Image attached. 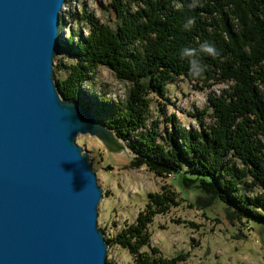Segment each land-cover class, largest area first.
<instances>
[{"label": "trees", "instance_id": "trees-1", "mask_svg": "<svg viewBox=\"0 0 264 264\" xmlns=\"http://www.w3.org/2000/svg\"><path fill=\"white\" fill-rule=\"evenodd\" d=\"M109 5L114 26L83 9L75 17L86 35L74 39L71 31L59 41L55 55L73 59L65 68L58 59L53 63L54 72L65 69V76L55 79L60 97L87 108L123 140L133 151L132 165L144 163L160 176L180 174L184 186L198 191L199 207L217 200L232 223L264 225V0H111ZM202 44L214 53L203 52ZM99 66L129 83L124 100L85 92L84 82ZM178 77L204 86L227 84L217 96L208 95L211 123L200 118L199 130L183 126L173 113H163L168 126L161 130L158 120L148 122V93L164 96ZM170 188L149 193L133 221L105 237L131 254V264H177L181 258H165L150 246L153 217L177 204Z\"/></svg>", "mask_w": 264, "mask_h": 264}, {"label": "water", "instance_id": "water-1", "mask_svg": "<svg viewBox=\"0 0 264 264\" xmlns=\"http://www.w3.org/2000/svg\"><path fill=\"white\" fill-rule=\"evenodd\" d=\"M64 2L0 0V264H107L102 188L75 137L114 139L57 91Z\"/></svg>", "mask_w": 264, "mask_h": 264}, {"label": "rangeland", "instance_id": "rangeland-1", "mask_svg": "<svg viewBox=\"0 0 264 264\" xmlns=\"http://www.w3.org/2000/svg\"><path fill=\"white\" fill-rule=\"evenodd\" d=\"M110 2L65 0L59 13L64 21L63 25H59L62 34L60 41L71 31L74 39L80 32L86 35V26L75 17L83 9L90 11L100 22L114 26L115 15ZM131 8L133 10L135 5H131ZM57 59L64 68L73 62L65 53L54 55L53 63ZM53 74L54 80L64 77L65 69ZM226 87L227 84L204 86L200 81L178 77L175 82L167 84L164 96L148 93L151 100L148 122L158 120L161 130L163 124L168 126L162 119L163 113H173L183 126L199 130L200 118L204 125L211 123L209 114L212 108L207 100L208 95L217 96ZM128 88L127 81L119 80L110 68L104 66L97 67L94 78L83 84L85 92L90 89L92 95L105 94L106 98L114 101L124 100ZM112 138L114 141L106 144L88 133H77L75 137L76 144L88 152L97 184L102 188L96 221L97 227L104 229V238H112L124 224L132 222L144 207L149 193L160 192L162 186H170L177 193V204L166 213L153 217L148 226L150 246H156L165 258L181 256L177 264H264L263 224L246 221L232 223L224 204L217 200L206 209L199 207L194 202L198 191L193 185L184 186L180 174L160 176L144 163L132 165L133 151L113 131ZM105 261L131 264L132 256L125 248L110 241Z\"/></svg>", "mask_w": 264, "mask_h": 264}, {"label": "clouds", "instance_id": "clouds-1", "mask_svg": "<svg viewBox=\"0 0 264 264\" xmlns=\"http://www.w3.org/2000/svg\"><path fill=\"white\" fill-rule=\"evenodd\" d=\"M189 23H190V21H189ZM200 48L205 53H208V54H213L214 53V49L212 48V46H210L208 44H202L200 46ZM182 54L187 55V54H189V51L188 50H184V52ZM192 63H193V66H195V61H193Z\"/></svg>", "mask_w": 264, "mask_h": 264}]
</instances>
